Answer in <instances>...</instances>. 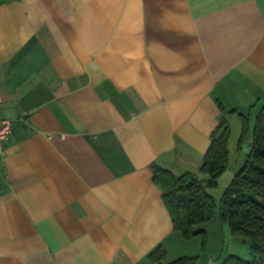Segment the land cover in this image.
<instances>
[{"label": "crops", "instance_id": "obj_1", "mask_svg": "<svg viewBox=\"0 0 264 264\" xmlns=\"http://www.w3.org/2000/svg\"><path fill=\"white\" fill-rule=\"evenodd\" d=\"M0 95V264L173 261L154 171L208 180L220 120L228 153L251 128L264 0H0Z\"/></svg>", "mask_w": 264, "mask_h": 264}, {"label": "trees", "instance_id": "obj_2", "mask_svg": "<svg viewBox=\"0 0 264 264\" xmlns=\"http://www.w3.org/2000/svg\"><path fill=\"white\" fill-rule=\"evenodd\" d=\"M250 136L252 152L245 155V165L225 189L219 208L221 219L228 223L232 235L248 242V260L231 256L224 264H264V103L250 129L246 118L242 120L239 149L243 150L246 136ZM230 127L225 119L212 134L200 172L208 180L194 174L175 176L156 168L154 181L162 191V198L172 220L174 229L186 240L204 231H195V226L211 221L216 216V201L209 193L218 178L228 168V140ZM153 264H195L196 258L182 256L164 263L166 251L158 246L149 254Z\"/></svg>", "mask_w": 264, "mask_h": 264}, {"label": "rangeland", "instance_id": "obj_3", "mask_svg": "<svg viewBox=\"0 0 264 264\" xmlns=\"http://www.w3.org/2000/svg\"><path fill=\"white\" fill-rule=\"evenodd\" d=\"M254 122L255 118H252L250 129L253 128ZM231 125L234 128L233 121ZM237 139H239V135ZM237 143L238 140H235V144L233 140V145L232 143L230 144L228 168L218 178L217 183L209 188V193L214 197L217 204L215 218L209 222L195 226V231H204L205 233L198 234L190 240L185 239L186 243L180 244L176 248L178 256L196 258L195 264H224L231 256L245 260L250 258L248 242L238 236L232 235L228 223L223 221L219 215L221 198L225 189L245 165L246 156L243 150L239 149Z\"/></svg>", "mask_w": 264, "mask_h": 264}, {"label": "built area", "instance_id": "obj_4", "mask_svg": "<svg viewBox=\"0 0 264 264\" xmlns=\"http://www.w3.org/2000/svg\"><path fill=\"white\" fill-rule=\"evenodd\" d=\"M4 99L0 95V105L3 103ZM13 132V123L9 119L0 118V158L3 157L5 152V146L10 139Z\"/></svg>", "mask_w": 264, "mask_h": 264}, {"label": "water", "instance_id": "obj_5", "mask_svg": "<svg viewBox=\"0 0 264 264\" xmlns=\"http://www.w3.org/2000/svg\"><path fill=\"white\" fill-rule=\"evenodd\" d=\"M243 152L245 155H250L252 152L251 143H250V136H246L245 143L243 145Z\"/></svg>", "mask_w": 264, "mask_h": 264}]
</instances>
